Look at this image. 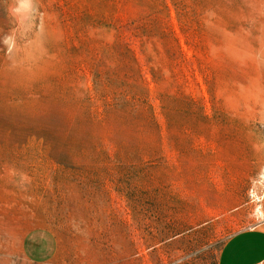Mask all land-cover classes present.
I'll return each instance as SVG.
<instances>
[{"label": "rangeland", "instance_id": "rangeland-1", "mask_svg": "<svg viewBox=\"0 0 264 264\" xmlns=\"http://www.w3.org/2000/svg\"><path fill=\"white\" fill-rule=\"evenodd\" d=\"M264 225V0H0V264H217Z\"/></svg>", "mask_w": 264, "mask_h": 264}, {"label": "crops", "instance_id": "crops-1", "mask_svg": "<svg viewBox=\"0 0 264 264\" xmlns=\"http://www.w3.org/2000/svg\"><path fill=\"white\" fill-rule=\"evenodd\" d=\"M21 253L26 264H56L61 243L52 230L35 228L23 237ZM217 264H264V225L230 237Z\"/></svg>", "mask_w": 264, "mask_h": 264}]
</instances>
